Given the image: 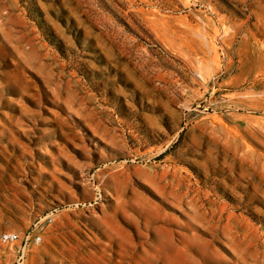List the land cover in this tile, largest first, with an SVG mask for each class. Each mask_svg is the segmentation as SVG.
I'll return each mask as SVG.
<instances>
[{
	"label": "rangeland",
	"instance_id": "374dc122",
	"mask_svg": "<svg viewBox=\"0 0 264 264\" xmlns=\"http://www.w3.org/2000/svg\"><path fill=\"white\" fill-rule=\"evenodd\" d=\"M0 264H264V0H0Z\"/></svg>",
	"mask_w": 264,
	"mask_h": 264
},
{
	"label": "built area",
	"instance_id": "2783aa9c",
	"mask_svg": "<svg viewBox=\"0 0 264 264\" xmlns=\"http://www.w3.org/2000/svg\"><path fill=\"white\" fill-rule=\"evenodd\" d=\"M14 239H16V236L11 234H5L1 238V240L4 242L13 241Z\"/></svg>",
	"mask_w": 264,
	"mask_h": 264
}]
</instances>
